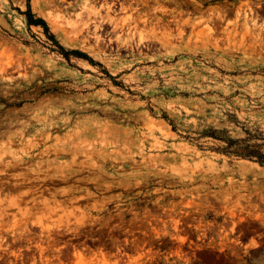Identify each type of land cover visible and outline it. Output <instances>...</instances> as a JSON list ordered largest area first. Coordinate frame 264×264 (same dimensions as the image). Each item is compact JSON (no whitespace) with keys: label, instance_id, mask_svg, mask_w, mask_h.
Here are the masks:
<instances>
[{"label":"rangeland","instance_id":"rangeland-1","mask_svg":"<svg viewBox=\"0 0 264 264\" xmlns=\"http://www.w3.org/2000/svg\"><path fill=\"white\" fill-rule=\"evenodd\" d=\"M127 1L0 0V264H264V0Z\"/></svg>","mask_w":264,"mask_h":264},{"label":"trees","instance_id":"trees-1","mask_svg":"<svg viewBox=\"0 0 264 264\" xmlns=\"http://www.w3.org/2000/svg\"><path fill=\"white\" fill-rule=\"evenodd\" d=\"M28 25H45L40 19H33L29 9L25 14ZM50 38H52L50 36ZM245 137L240 139H231L225 136H218L215 132L204 134L218 142L222 143L221 147H217L216 151L226 156H233L250 160L257 163L259 166L264 167V133L257 130H247L243 128Z\"/></svg>","mask_w":264,"mask_h":264},{"label":"flooded vegetation","instance_id":"flooded-vegetation-1","mask_svg":"<svg viewBox=\"0 0 264 264\" xmlns=\"http://www.w3.org/2000/svg\"><path fill=\"white\" fill-rule=\"evenodd\" d=\"M93 1L96 4H98L99 7L103 6L104 8H109L113 12L115 11L114 9L115 7L117 8V6H119V10L121 11L122 9H124V5L128 4L127 0H93ZM133 2L134 4H136V7L147 6V3H148L147 0H135ZM263 20H264V17H263Z\"/></svg>","mask_w":264,"mask_h":264},{"label":"bare ground","instance_id":"bare-ground-1","mask_svg":"<svg viewBox=\"0 0 264 264\" xmlns=\"http://www.w3.org/2000/svg\"><path fill=\"white\" fill-rule=\"evenodd\" d=\"M47 17H49V16H47ZM51 18H52V17H51ZM85 23H86V21H85ZM88 24H89V23H87V26H88ZM84 25H85V24H84ZM87 26H86V27H87ZM78 34H79V35L81 34V29H80V31L77 32V35H78ZM72 37H74V36H72ZM70 38H71V37H70ZM60 39H61V38H60ZM69 40H70V39H69Z\"/></svg>","mask_w":264,"mask_h":264}]
</instances>
